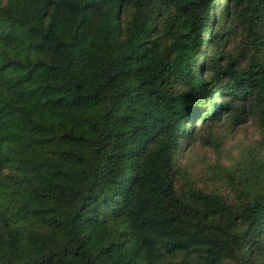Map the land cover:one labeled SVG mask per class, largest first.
I'll return each instance as SVG.
<instances>
[{"label": "trees", "instance_id": "1", "mask_svg": "<svg viewBox=\"0 0 264 264\" xmlns=\"http://www.w3.org/2000/svg\"><path fill=\"white\" fill-rule=\"evenodd\" d=\"M222 117L260 137L179 165ZM235 256L264 264V0H0V264Z\"/></svg>", "mask_w": 264, "mask_h": 264}, {"label": "rangeland", "instance_id": "2", "mask_svg": "<svg viewBox=\"0 0 264 264\" xmlns=\"http://www.w3.org/2000/svg\"><path fill=\"white\" fill-rule=\"evenodd\" d=\"M238 44L239 39L236 38L235 46ZM203 49L211 48L209 46H203ZM237 51L235 52L237 53ZM210 56V54H207L205 58ZM200 59H204V57H201ZM224 123L225 117H222L219 124L214 128H203V135L205 137L204 142L199 141L191 149H184L178 157V164L181 166L191 167V170H202L203 173V170L206 168V161L212 163L219 161L220 163L223 162V164H228L243 145L260 137L257 127L253 123V119H249L245 125L236 126L235 129H229L226 126H223ZM195 125L198 129H201L203 126L198 120L195 122ZM211 179L212 176L205 175L200 179V181L204 185L212 184V182L209 181ZM215 188H219V186L216 185ZM228 248L233 251V253L237 252V244L234 241L229 242ZM228 264L241 263L238 257L235 256V258L230 260Z\"/></svg>", "mask_w": 264, "mask_h": 264}, {"label": "flooded vegetation", "instance_id": "3", "mask_svg": "<svg viewBox=\"0 0 264 264\" xmlns=\"http://www.w3.org/2000/svg\"><path fill=\"white\" fill-rule=\"evenodd\" d=\"M207 54H208V50L207 49H202L201 53L198 55V57H200V58L201 57H205V56H207Z\"/></svg>", "mask_w": 264, "mask_h": 264}, {"label": "water", "instance_id": "4", "mask_svg": "<svg viewBox=\"0 0 264 264\" xmlns=\"http://www.w3.org/2000/svg\"><path fill=\"white\" fill-rule=\"evenodd\" d=\"M201 52H199L197 55H199Z\"/></svg>", "mask_w": 264, "mask_h": 264}]
</instances>
